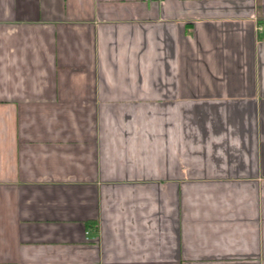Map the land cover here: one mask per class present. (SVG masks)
Listing matches in <instances>:
<instances>
[{
  "label": "crops",
  "instance_id": "obj_1",
  "mask_svg": "<svg viewBox=\"0 0 264 264\" xmlns=\"http://www.w3.org/2000/svg\"><path fill=\"white\" fill-rule=\"evenodd\" d=\"M0 264H264V0H0Z\"/></svg>",
  "mask_w": 264,
  "mask_h": 264
},
{
  "label": "trees",
  "instance_id": "obj_2",
  "mask_svg": "<svg viewBox=\"0 0 264 264\" xmlns=\"http://www.w3.org/2000/svg\"><path fill=\"white\" fill-rule=\"evenodd\" d=\"M93 225H94V223H92V222L88 223V226H93Z\"/></svg>",
  "mask_w": 264,
  "mask_h": 264
}]
</instances>
